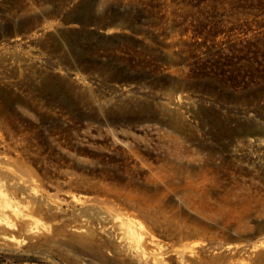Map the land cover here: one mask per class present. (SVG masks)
I'll list each match as a JSON object with an SVG mask.
<instances>
[{
  "label": "rangeland",
  "instance_id": "1",
  "mask_svg": "<svg viewBox=\"0 0 264 264\" xmlns=\"http://www.w3.org/2000/svg\"><path fill=\"white\" fill-rule=\"evenodd\" d=\"M0 189V264H264V0H0Z\"/></svg>",
  "mask_w": 264,
  "mask_h": 264
},
{
  "label": "bare ground",
  "instance_id": "2",
  "mask_svg": "<svg viewBox=\"0 0 264 264\" xmlns=\"http://www.w3.org/2000/svg\"><path fill=\"white\" fill-rule=\"evenodd\" d=\"M73 49V48H72ZM74 51V50H73ZM103 63V62H102ZM108 67V66H107ZM100 70V69H99ZM112 70V69H111ZM222 121V120H221ZM226 122H228V121H226ZM222 125V124H221ZM231 128V127H230ZM241 128H242V126H241ZM225 129H226V127H225ZM232 129H233V127H232ZM242 132V131H241ZM0 191H1V189H0ZM0 205L1 206H3V207H8V209L9 208H11V211H14V212H16V208H15V204H13V203H11L10 202V200L9 199H5V198H2L1 199V197H0ZM2 207V208H3ZM1 208V209H2ZM3 210V209H2ZM5 211V210H4ZM0 212H2L3 213V211H0ZM17 212H18V210H17ZM4 216V215H3ZM27 216V215H26ZM2 219V218H1ZM4 220H2L3 222H5L4 224H7V225H10L11 226V224L13 225V222H11L8 218H6V217H4L3 218ZM1 222V221H0ZM126 230L128 231V232H126L131 238H138L139 236H141L142 234H141V231H143V229L145 228L144 227V225L141 223V221H139V220H137V219H127L126 221ZM2 223V222H1ZM4 224H3V226H4ZM15 225V224H14ZM142 233H144V232H142ZM5 234V233H4ZM12 234V233H11ZM3 237H5V236H3ZM14 237V236H13ZM12 236H11V239L13 238ZM5 238H7V237H5ZM5 238H3V239H5ZM140 238V237H139ZM139 238H138V240H139ZM142 238V237H141ZM8 239H10V238H8ZM13 240H14V238H13ZM142 240V239H141Z\"/></svg>",
  "mask_w": 264,
  "mask_h": 264
}]
</instances>
